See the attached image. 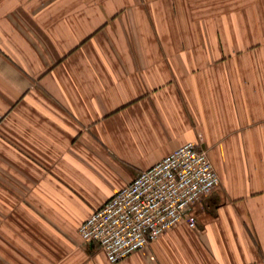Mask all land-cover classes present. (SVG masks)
<instances>
[{"label":"crops","instance_id":"obj_1","mask_svg":"<svg viewBox=\"0 0 264 264\" xmlns=\"http://www.w3.org/2000/svg\"><path fill=\"white\" fill-rule=\"evenodd\" d=\"M189 141L220 175L195 227L82 240ZM0 264H264V0H0Z\"/></svg>","mask_w":264,"mask_h":264},{"label":"built area","instance_id":"obj_2","mask_svg":"<svg viewBox=\"0 0 264 264\" xmlns=\"http://www.w3.org/2000/svg\"><path fill=\"white\" fill-rule=\"evenodd\" d=\"M189 141L133 180L80 224L83 241H96L110 262L148 247L182 220L195 227L192 206L220 186L208 152Z\"/></svg>","mask_w":264,"mask_h":264}]
</instances>
